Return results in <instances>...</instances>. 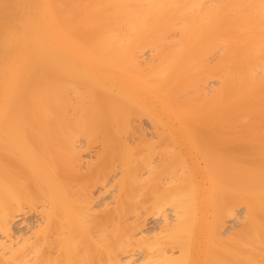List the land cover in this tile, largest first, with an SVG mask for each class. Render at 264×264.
I'll return each mask as SVG.
<instances>
[{
    "label": "bare ground",
    "instance_id": "obj_1",
    "mask_svg": "<svg viewBox=\"0 0 264 264\" xmlns=\"http://www.w3.org/2000/svg\"><path fill=\"white\" fill-rule=\"evenodd\" d=\"M0 264H264V0H0Z\"/></svg>",
    "mask_w": 264,
    "mask_h": 264
}]
</instances>
